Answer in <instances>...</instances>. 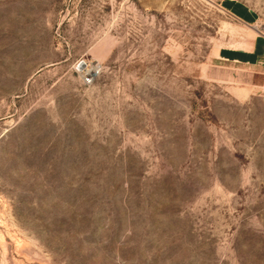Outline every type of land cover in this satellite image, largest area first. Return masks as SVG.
<instances>
[{
    "label": "rangeland",
    "instance_id": "1",
    "mask_svg": "<svg viewBox=\"0 0 264 264\" xmlns=\"http://www.w3.org/2000/svg\"><path fill=\"white\" fill-rule=\"evenodd\" d=\"M255 38L264 0H0V264H264Z\"/></svg>",
    "mask_w": 264,
    "mask_h": 264
},
{
    "label": "crops",
    "instance_id": "2",
    "mask_svg": "<svg viewBox=\"0 0 264 264\" xmlns=\"http://www.w3.org/2000/svg\"><path fill=\"white\" fill-rule=\"evenodd\" d=\"M240 4L250 10L254 15L252 9L243 3ZM225 7L228 12L235 15L238 19L244 22L250 21L236 14L231 7ZM217 57L223 61L230 62V64H242L245 70V76L250 79V85L258 86L264 82V40L255 38L248 49L220 50Z\"/></svg>",
    "mask_w": 264,
    "mask_h": 264
},
{
    "label": "built area",
    "instance_id": "3",
    "mask_svg": "<svg viewBox=\"0 0 264 264\" xmlns=\"http://www.w3.org/2000/svg\"><path fill=\"white\" fill-rule=\"evenodd\" d=\"M87 80H88V81L90 80L89 76H88Z\"/></svg>",
    "mask_w": 264,
    "mask_h": 264
}]
</instances>
